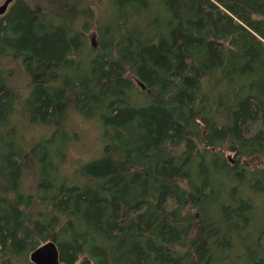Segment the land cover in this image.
Returning a JSON list of instances; mask_svg holds the SVG:
<instances>
[{
  "label": "trees",
  "instance_id": "16d2710c",
  "mask_svg": "<svg viewBox=\"0 0 264 264\" xmlns=\"http://www.w3.org/2000/svg\"><path fill=\"white\" fill-rule=\"evenodd\" d=\"M91 2L17 0L0 21V58L27 79L23 95L0 70V264H32L50 240L63 264H264V227L249 229L264 194V0H111L96 51ZM146 6L168 14L148 38ZM21 105L58 130L96 116L118 145L66 179L75 139L42 159L14 145Z\"/></svg>",
  "mask_w": 264,
  "mask_h": 264
},
{
  "label": "rangeland",
  "instance_id": "374dc122",
  "mask_svg": "<svg viewBox=\"0 0 264 264\" xmlns=\"http://www.w3.org/2000/svg\"><path fill=\"white\" fill-rule=\"evenodd\" d=\"M4 1L5 0H0V5H2ZM15 1L17 0H12L8 5L5 13L3 15H0V21L4 19V16L8 13L10 7L14 4ZM27 1L32 4V0ZM72 1L78 4L82 3L84 0ZM94 1L95 2H91V7L94 12L93 20H95V22L90 25L86 32V44L88 49L96 51L99 50L100 47L99 36L106 30L105 25L110 19V15L113 12V7L111 0ZM161 9H163L162 6H146V10L144 11H147L146 17L144 19H137L136 25L139 27V29L142 30L143 35L146 36L145 38L157 35L158 33L162 32L163 25L167 20L168 14L164 9V12ZM156 15L158 16L157 20L160 22V25L158 28H153L152 24L156 20L151 22L152 27L150 26V21L151 17H155ZM6 39H8V37ZM115 39H117V37ZM143 40L146 41L145 39ZM4 66H6V70H8L7 75L11 76V84L16 89H18L20 94L24 95L23 91L26 88L27 79L19 64L9 62L4 58H0V70H2V72ZM83 68L87 70L88 66H85ZM135 86L137 87V89H139V91H143L142 89H140L139 85L136 82ZM23 95L21 96V98H23ZM73 115H75V117L72 116L69 121L65 122V126H63L61 130H58L57 127H55L53 124L43 125L41 124V122L38 123V121L31 120V117L23 113L22 105L18 106L17 110L12 111L9 116V122H11L12 126L14 127V129H12L13 138L10 139L14 145H24L28 150L36 149L34 154L41 159L46 158L49 153L62 150V147L65 143H69L71 139H75V141L69 144L68 148H65V152L61 155V157H59L60 159L57 163H59L60 168L67 175L66 179H68L69 177L71 178V180L78 182L80 181V179H76L74 175L75 168H78V165L81 163H84L86 165L90 161L93 162L100 159L105 145L109 148H113L114 146L118 145V142L114 143L113 141H111V136L116 134L112 125H107L106 127H104L103 123L102 125L100 124L98 117H89L82 112H78L77 114L74 113ZM96 125L99 126L97 127ZM104 128L105 132L109 134L110 137H105L102 139L103 141H100L98 136L103 134L102 132L104 131ZM224 155H230L233 158L234 162L236 161V158L232 153L225 151ZM55 162L56 161L52 163ZM245 163L251 164V159L249 158L245 160ZM32 164V170L27 169L26 172L28 175H30V178L36 179L38 172L41 170V167L38 161H33ZM47 165L49 166V162H47ZM252 167L263 169L264 165L262 161H258L253 163ZM254 198L253 202L256 206H258V212L256 215V222L253 221V225L249 227L250 231L253 230V233L260 230L261 227H264V194L255 196Z\"/></svg>",
  "mask_w": 264,
  "mask_h": 264
},
{
  "label": "water",
  "instance_id": "95a60500",
  "mask_svg": "<svg viewBox=\"0 0 264 264\" xmlns=\"http://www.w3.org/2000/svg\"><path fill=\"white\" fill-rule=\"evenodd\" d=\"M12 0H5L0 5V15H3ZM142 90L145 89L144 85L139 81L136 82ZM29 261L32 264H63L59 258V251L57 245L53 241H47L36 247L29 253Z\"/></svg>",
  "mask_w": 264,
  "mask_h": 264
},
{
  "label": "flooded vegetation",
  "instance_id": "af4514ba",
  "mask_svg": "<svg viewBox=\"0 0 264 264\" xmlns=\"http://www.w3.org/2000/svg\"><path fill=\"white\" fill-rule=\"evenodd\" d=\"M230 153H232V152L230 151ZM222 154H223V157H224L225 162H226L227 164H229V165H231V166H233V165L235 164L233 158H232L230 155H226V156H225V155H224V152H223ZM232 154H233V153H232ZM250 159H251V158H250ZM262 163H263V165H264V161H262ZM248 169H249L250 174H251V164H250V163H249V165H248ZM250 182H251V176H250ZM245 196H247L248 199H249L250 202H251V190L248 189L247 193H245Z\"/></svg>",
  "mask_w": 264,
  "mask_h": 264
}]
</instances>
